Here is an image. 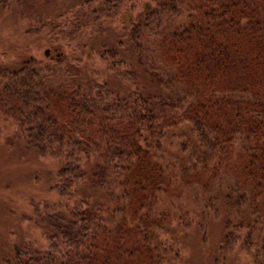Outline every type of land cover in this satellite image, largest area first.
Returning a JSON list of instances; mask_svg holds the SVG:
<instances>
[{
  "label": "trees",
  "instance_id": "obj_1",
  "mask_svg": "<svg viewBox=\"0 0 264 264\" xmlns=\"http://www.w3.org/2000/svg\"><path fill=\"white\" fill-rule=\"evenodd\" d=\"M25 1L33 0H0V8ZM120 1L104 3H112L107 15ZM153 1L141 2L101 56L123 68L128 93L78 60L0 68V113L27 147L62 156L57 194H79L69 210L37 208L51 232L47 248L14 244L0 264H167L178 254L160 235L183 241L209 211L220 219L219 250L239 244L264 264V0ZM88 11L58 32L82 43L86 21L101 16ZM104 31L100 22L94 35ZM180 183L200 197L197 223L160 207Z\"/></svg>",
  "mask_w": 264,
  "mask_h": 264
},
{
  "label": "rangeland",
  "instance_id": "obj_2",
  "mask_svg": "<svg viewBox=\"0 0 264 264\" xmlns=\"http://www.w3.org/2000/svg\"><path fill=\"white\" fill-rule=\"evenodd\" d=\"M107 1L113 0H94L90 8L81 4L83 0H33L25 1L22 7L13 4L0 8V68L13 70L25 58H34L43 64H53L57 58L62 63L78 60L93 77L108 82L115 90L121 91V95L128 93L132 89L131 83L121 73L118 74L123 68H110L109 62L101 56L110 47L118 45L121 28L130 27L128 24L141 10L144 0H121L118 2L119 12L113 15H107L113 12L109 8L112 3L104 5ZM92 7L100 8L101 16L97 21L92 18L86 21L88 24L82 43L69 42L63 33L58 32L66 24L75 23L76 18ZM100 22L105 31L95 36L96 25ZM45 50H48V54H45ZM126 50V45L119 47L120 57H130L129 69L132 70L131 53ZM105 57L110 60L108 56ZM135 69L143 74L139 68ZM142 82L147 83L143 75ZM166 149L170 154H177L173 145ZM62 162L60 155L40 156L27 147L17 135L14 119L0 113V255L10 252L14 244L45 249L51 243L50 230L36 219L37 208L45 204L51 209L65 211L79 199L77 193L60 197L53 189L57 182L56 172ZM223 177L231 179L233 173L226 171ZM216 183L213 184L214 190L220 188ZM179 187L183 185L180 183L178 190L171 195L172 203L166 197V205L160 203V207L171 211L173 216L188 213L187 219L199 222L202 218L200 197L195 198V190ZM213 213L209 211L203 218L207 222L204 228L186 231L184 234L188 233V236L183 241L180 240V233L176 239H172L174 233L160 235L166 239L165 243L175 245L172 255L178 254L177 257L168 255L167 264H254L251 254L255 249L248 251L237 244L231 250H219L222 227L219 217L213 216Z\"/></svg>",
  "mask_w": 264,
  "mask_h": 264
},
{
  "label": "water",
  "instance_id": "obj_3",
  "mask_svg": "<svg viewBox=\"0 0 264 264\" xmlns=\"http://www.w3.org/2000/svg\"><path fill=\"white\" fill-rule=\"evenodd\" d=\"M45 54H48V50H45Z\"/></svg>",
  "mask_w": 264,
  "mask_h": 264
}]
</instances>
